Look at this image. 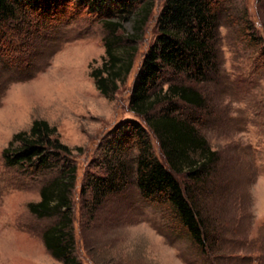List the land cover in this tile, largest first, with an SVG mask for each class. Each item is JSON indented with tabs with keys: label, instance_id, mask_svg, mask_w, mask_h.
<instances>
[{
	"label": "rangeland",
	"instance_id": "rangeland-1",
	"mask_svg": "<svg viewBox=\"0 0 264 264\" xmlns=\"http://www.w3.org/2000/svg\"><path fill=\"white\" fill-rule=\"evenodd\" d=\"M163 1L154 0L134 67L109 98L90 75L102 63L106 30L84 11L73 19L57 15L62 21L57 28L31 31L25 62L3 64L0 59V264H64L42 238L58 218H39L28 203L40 199L41 187L67 162L76 166L71 199L77 264H264V0L225 1L217 13V66L207 79H183L205 104L174 103V113L192 121L218 155L198 182L188 171L175 173L183 187L193 190L209 231L204 246L168 204L141 196L134 182L137 152L123 148L129 126L139 123L168 167L158 139L129 107L143 54L156 38ZM248 21L257 45L247 42ZM123 26L130 31L129 21ZM166 109L165 103L156 111ZM34 119L54 125L70 153L39 172L7 165L2 150ZM118 165L125 166V187L99 202L93 183Z\"/></svg>",
	"mask_w": 264,
	"mask_h": 264
},
{
	"label": "trees",
	"instance_id": "trees-1",
	"mask_svg": "<svg viewBox=\"0 0 264 264\" xmlns=\"http://www.w3.org/2000/svg\"><path fill=\"white\" fill-rule=\"evenodd\" d=\"M225 1H163L156 21V38L143 54L131 87L129 107L144 119L158 139L168 167L154 154L148 133L139 123H131L127 145L123 146L137 152L134 182L141 196L168 204L199 246L205 245L209 231L193 190L188 185L183 187L175 173L188 171L189 177L198 182V177L218 161V155L192 121L174 113V103L204 106V96L183 79H207L217 66L220 26L217 13ZM153 8L154 0H0V59L3 64L25 62L22 54L26 53L24 45L31 31L38 34L57 28L62 24L59 15L73 19L84 11L98 18L106 30L102 63L90 75L96 89L109 98L134 67ZM126 21L130 22V31L124 29ZM246 26L247 42L257 45L258 39L251 30L253 24L248 21ZM165 78L168 81L164 88L161 83ZM165 103L167 109L157 112L156 108ZM64 153H70V149L60 143L56 127L44 119H34L27 130L13 134L2 150V157L7 165H22L39 172ZM124 173L125 166L118 165L95 180L92 189L99 202L108 194L123 190ZM75 181L76 166L67 162L57 176L41 187L40 199L28 203L29 211L37 217L58 218L43 232L42 238L51 255L64 264H77L73 256L71 199Z\"/></svg>",
	"mask_w": 264,
	"mask_h": 264
}]
</instances>
